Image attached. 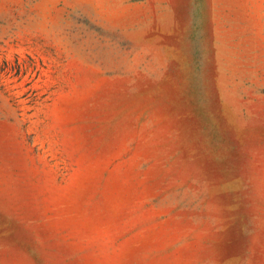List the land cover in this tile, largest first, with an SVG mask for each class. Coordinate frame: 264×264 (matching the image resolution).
<instances>
[{"label":"rangeland","instance_id":"374dc122","mask_svg":"<svg viewBox=\"0 0 264 264\" xmlns=\"http://www.w3.org/2000/svg\"><path fill=\"white\" fill-rule=\"evenodd\" d=\"M0 264H264V0H0Z\"/></svg>","mask_w":264,"mask_h":264}]
</instances>
